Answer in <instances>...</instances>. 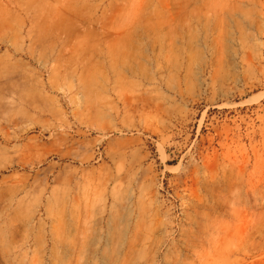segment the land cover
Segmentation results:
<instances>
[{
    "label": "rangeland",
    "instance_id": "1",
    "mask_svg": "<svg viewBox=\"0 0 264 264\" xmlns=\"http://www.w3.org/2000/svg\"><path fill=\"white\" fill-rule=\"evenodd\" d=\"M0 264H264V0H0Z\"/></svg>",
    "mask_w": 264,
    "mask_h": 264
}]
</instances>
